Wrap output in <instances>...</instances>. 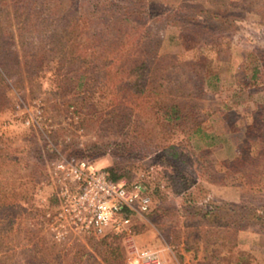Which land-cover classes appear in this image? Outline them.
Returning a JSON list of instances; mask_svg holds the SVG:
<instances>
[{
	"label": "rangeland",
	"instance_id": "obj_1",
	"mask_svg": "<svg viewBox=\"0 0 264 264\" xmlns=\"http://www.w3.org/2000/svg\"><path fill=\"white\" fill-rule=\"evenodd\" d=\"M31 1L40 16L28 37L33 44L44 43L45 18L55 5L51 0ZM149 2L159 13L168 9L172 22L161 17L130 24V43L136 42L139 50L126 51L113 68L145 54L151 98L126 99L117 109L96 91L83 105L77 96L60 95L45 79L30 81L23 58L18 72L4 76L8 88L6 101H0V264H103L90 245L91 236L52 223L57 202L51 162L61 158L85 159L102 170L112 165L123 174L117 179L147 186L150 212L95 237L115 236L124 264L135 249L157 250L164 264H264V225L252 217L264 205V0ZM13 3L2 0L0 11L11 16ZM181 5L213 12L211 23L217 29L176 25ZM193 11H186L188 18ZM154 53L170 57L151 60ZM49 59L42 60L46 73L54 67ZM151 100L161 107L175 103L180 118L166 123L159 110H149ZM136 128L139 137H134ZM107 140L125 146L110 143L98 154L87 151L90 142ZM44 142L56 158L36 162L27 148ZM160 151L176 154L174 162L182 163L195 184L194 193L169 190L164 166L152 159ZM89 152L90 157L82 156ZM210 202L241 203V223H210L204 215Z\"/></svg>",
	"mask_w": 264,
	"mask_h": 264
},
{
	"label": "trees",
	"instance_id": "obj_2",
	"mask_svg": "<svg viewBox=\"0 0 264 264\" xmlns=\"http://www.w3.org/2000/svg\"><path fill=\"white\" fill-rule=\"evenodd\" d=\"M61 1L63 0H51L55 7L49 10V17L45 18L48 20V25L44 43L33 44V37H28L30 36L28 33L33 31L34 22L38 21L40 16V9L35 1L14 0L11 16L7 10L0 11V101H6L4 91L8 86L4 82V76H12L13 73L18 72L21 58L29 71L30 81L35 80L39 83L41 79H45L60 95L77 96L79 103L83 105L85 100L96 91H99L105 99L113 101L112 106L117 109L121 102L125 104L126 99L144 101L151 98L154 91L150 87L146 90L149 84L146 81V74L150 68L145 54L144 56L135 54V57L129 59L130 64L123 65L122 62L119 67L115 69L113 67L126 51L133 54L139 50L136 42L130 43V24L139 26L147 21H158L161 17L172 22L168 9L159 13L150 5L149 0H74V4L70 6L68 4L61 6L63 5ZM58 6L61 7L60 10H57ZM188 9L194 10L193 18H188L186 14ZM176 10L178 12L176 14L178 18L174 20L176 25L194 26L208 32L217 29V26L211 23V19L214 20L216 16L213 12L192 5H181ZM2 18L4 21L1 20ZM11 20L14 30H10ZM16 47L19 49V55L16 53ZM156 56L154 53L151 60L170 57L160 55L156 58ZM43 58L54 60V67L49 73L43 69ZM149 108L154 112L159 110L166 123L180 118V109L173 102L163 104L161 107L158 101L151 100ZM88 110L87 114L90 117L92 110ZM122 112L125 113V110L123 109ZM159 124L162 125V122ZM134 131V137H139L138 128ZM107 141L90 142L87 151L98 154V151H101L100 147L105 148L111 143L110 140ZM114 146L125 145L117 142ZM27 150L34 152L31 158L36 162L52 161L56 158L52 146L46 142L39 148L28 147ZM90 153L82 156L90 157L92 155ZM152 159L161 162L164 166L163 177L172 193L195 192L192 187L195 184L180 166L182 163L177 160L178 163L174 162L176 159L174 152L160 151L155 153ZM103 170L108 178L113 180L123 175L116 173L112 165L106 166ZM3 194L4 192L0 190V207L3 203ZM55 200L54 198V202ZM208 205L210 206L204 211V215L209 217L210 223L214 219L217 225L224 221L241 223V203L220 206L210 202ZM255 211L259 214L252 213V217L263 226L264 205L261 204ZM95 237L98 236H91L90 245H93V250L103 264H124L118 245L114 242L115 236L109 240L105 234L100 238Z\"/></svg>",
	"mask_w": 264,
	"mask_h": 264
},
{
	"label": "built area",
	"instance_id": "obj_3",
	"mask_svg": "<svg viewBox=\"0 0 264 264\" xmlns=\"http://www.w3.org/2000/svg\"><path fill=\"white\" fill-rule=\"evenodd\" d=\"M51 166L55 226L84 236L99 235L107 228L126 227L130 217L143 216L151 209V195L140 180L110 179L85 159L61 158ZM126 264H164V260L157 250L135 249Z\"/></svg>",
	"mask_w": 264,
	"mask_h": 264
}]
</instances>
